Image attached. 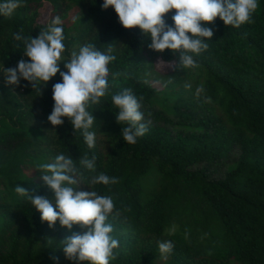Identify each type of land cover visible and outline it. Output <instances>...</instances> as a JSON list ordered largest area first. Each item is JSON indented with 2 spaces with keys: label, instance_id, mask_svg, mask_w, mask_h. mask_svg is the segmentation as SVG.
<instances>
[{
  "label": "trees",
  "instance_id": "1",
  "mask_svg": "<svg viewBox=\"0 0 264 264\" xmlns=\"http://www.w3.org/2000/svg\"><path fill=\"white\" fill-rule=\"evenodd\" d=\"M46 3L50 16L43 20ZM102 4L26 0L10 18L0 16V68L30 62L13 33L23 29L25 37L35 38L57 15L65 59L89 43L102 52L112 47L116 57L108 65L110 93L92 113L91 149L67 117L60 126L48 120L59 73L39 92L23 79L18 86L6 84L0 71V264H77L66 258L61 240L84 229H67L59 221L49 227L27 197L15 192L19 185L54 202L38 166L60 153L77 164L85 154L96 157V173L82 169L78 190L112 196L120 213L107 221L119 240L110 264H264V0H258L254 23L236 28L217 17L203 25L214 35L194 57L198 67L189 69L175 67L178 52L150 49V36L138 27L125 29L114 9ZM174 14H165L167 25L174 27ZM159 59L171 67L159 68ZM60 69L67 71L64 62ZM200 85L205 93L197 98ZM124 88L142 97L143 122L151 121L134 145L123 140L126 125L117 123L111 102ZM100 172L119 183L90 186ZM162 241L174 244L166 259L158 249Z\"/></svg>",
  "mask_w": 264,
  "mask_h": 264
},
{
  "label": "clouds",
  "instance_id": "2",
  "mask_svg": "<svg viewBox=\"0 0 264 264\" xmlns=\"http://www.w3.org/2000/svg\"><path fill=\"white\" fill-rule=\"evenodd\" d=\"M24 6L26 0H0V16L10 18ZM109 7L114 9L125 29L138 27L146 37L150 36V49L161 53L166 49L178 52L179 63L175 67L189 69L198 67L194 57L207 50L206 41L214 35L211 27L203 25L212 24L217 17L226 26L236 28L254 23L252 17L258 8V0H103L102 9ZM172 10H175L172 16L174 27L165 21V14ZM61 25V17L57 15L35 38L25 37L23 29L13 33L16 41L23 42L30 62L21 59L16 68L2 67L0 71L4 73L6 84L18 86L23 79L39 92L42 84L46 86L59 73L62 82L53 85L54 107L48 120L53 126H60L64 123L62 117H67L75 132L82 134L91 149L96 141V133L91 130L96 121L92 113L101 99L110 93L108 65L116 57L112 54V47L102 52L89 43L81 46L78 52L72 51L70 58L65 59V36ZM61 62L67 71H61ZM160 63L165 64L163 61ZM185 88L191 89L192 84L186 82ZM204 93L203 85L196 87L197 98ZM141 99L129 88L111 95L112 105L118 109L116 121L126 125L121 136L130 145L136 144L137 139L147 133L151 123L143 122ZM205 102H210V98L205 96ZM82 169L96 173V157L89 158L85 154L77 164L70 154L60 153L53 162L38 166L43 173L44 184L54 193V202L47 196H32L19 185L15 192L27 197L40 212L41 221L47 222L49 227H54L59 221L67 229H72L73 225L84 229L82 234L73 233L61 240L67 259L77 261V264H110V260L115 259L114 250L119 247V240L111 235L114 229L107 221L113 214L119 216L120 213L115 210L112 196L101 195L95 190H78L84 179ZM117 183V177H109L104 172L92 175L88 181L90 186ZM158 249L161 257L166 259L174 244L171 241L158 242Z\"/></svg>",
  "mask_w": 264,
  "mask_h": 264
},
{
  "label": "rangeland",
  "instance_id": "3",
  "mask_svg": "<svg viewBox=\"0 0 264 264\" xmlns=\"http://www.w3.org/2000/svg\"><path fill=\"white\" fill-rule=\"evenodd\" d=\"M50 9H51V7H50V5L49 4H45V6L43 7V9H42V19L43 20H48V18H49V16H50ZM161 61H163V60H161V59H159L158 61H157V65H158V67L159 68H161V69H164V70H167V69H169L170 67H171V63H168V62H164L165 64H163V63H160Z\"/></svg>",
  "mask_w": 264,
  "mask_h": 264
}]
</instances>
